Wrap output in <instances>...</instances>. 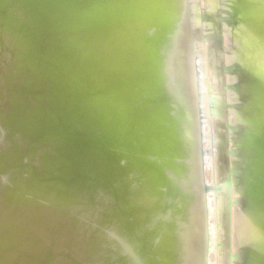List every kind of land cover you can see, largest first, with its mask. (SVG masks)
<instances>
[{
	"label": "bare ground",
	"instance_id": "bare-ground-1",
	"mask_svg": "<svg viewBox=\"0 0 264 264\" xmlns=\"http://www.w3.org/2000/svg\"><path fill=\"white\" fill-rule=\"evenodd\" d=\"M31 1L44 7L46 2L54 10L55 31L42 33L39 37L37 27L30 32L19 30L22 21L19 18L23 17L18 16L10 24L4 22L3 13L0 15V70L3 68L0 83H6L3 85L6 90L0 89V100L5 101V106L0 108V169L7 174L8 180H15L10 184L0 182V188L4 189L0 198L7 204L4 205L5 218L0 217V264H117L116 253L108 247L100 248L97 230L102 232L108 225L121 230V224L140 211L141 205L136 204V198H141V195L144 198L148 194H156L162 199V209L167 210L179 203L185 205L191 198V184L188 182L191 174L188 165L191 162L177 163L173 150L178 149L177 153L181 155L183 141L178 136L169 138L173 126L193 113L189 107L192 98L188 91L191 89L183 83L173 88L163 65L169 53L164 44L173 40L180 31L173 30L171 23L174 19L167 17L169 12H176L174 8L179 0ZM236 1L234 12L240 13L238 1L241 0ZM246 1L259 4L264 11V0ZM9 2L11 4L12 0ZM255 19L258 22L251 38L256 43L251 45L261 47L264 46V18ZM158 41L163 44L162 50L157 47ZM34 48L45 53L42 59L34 57ZM65 51L84 56L79 60V64L86 68L82 80L91 81L98 75H108L102 86L106 94L88 97L90 99L79 98L75 94L78 86L68 89L55 82L56 77L51 73H39L49 67L53 52L63 54L64 59ZM156 59H160L162 64H159L162 83L155 78L157 65L146 64ZM100 60L105 63L114 61L113 75L105 67L96 71L90 66L99 64ZM256 64L250 61L246 65L240 64L238 69H252ZM62 66L60 76L67 75V67L64 69ZM252 76L250 72L248 79L241 76L236 80L239 93L243 91L242 80L244 84L256 81ZM188 86L191 88V83ZM227 88L231 87L227 85ZM236 97L237 102L230 100L228 103L236 104L238 108L209 109V114L215 112V117L221 120L219 140L225 147L229 144L228 151L236 154H227V159L230 161L233 157L240 161L244 170L242 177L246 180L245 189L251 192L259 189L252 192L255 198L247 199L245 216L246 228L255 221L257 229L262 222L260 216L264 203V178L256 180L264 177V125L262 116H256L255 108L260 111L263 108L254 105L252 110L250 100L241 94ZM101 99L112 103L111 114L106 113L100 103L96 104ZM134 108H141L142 114L136 116L135 113L134 118L128 119L122 113L124 109L130 111ZM52 116L58 118L59 124L54 123ZM158 123L162 124L161 132L159 128L157 130ZM61 128L64 133L58 135ZM234 134L237 138L234 141L239 140L237 145L231 142ZM158 137H162V148L159 146L160 149L156 150ZM174 140L178 141L173 143ZM93 142L97 144L93 145ZM19 154L21 158L13 160V156ZM9 160H13L12 163L4 167ZM226 186L229 187L228 184ZM89 196L92 200L87 199ZM74 203L76 206L72 207ZM70 208L76 209L77 213H88L87 218L92 220V224L87 225L90 226L88 235L85 232L86 237L76 241L73 240L78 233L73 236L72 225L75 226L82 215L67 214ZM14 210L31 214L25 217L31 223L20 224L18 218L10 217ZM90 211L96 217H89ZM254 212L260 215L258 222L259 217L256 218ZM58 215L64 217L65 224L70 221L72 227L64 229L62 222L54 219ZM34 220L39 221L52 238L59 235L66 249L79 248L81 256L66 250L53 252L51 244L50 248L37 249L41 240L36 238V233L29 245L32 251H27L24 243L28 244L31 227L39 224ZM67 231H72L70 237L64 234ZM255 231L244 237L250 235V238H258L263 243L264 230L262 233ZM116 233L124 238L120 231ZM255 244L251 245L253 249L250 248L253 251L249 250L254 254L249 264H264V249L258 250L260 246ZM97 248L98 254H95ZM247 252L243 250L238 258H244ZM166 253H162V264L173 261V251L169 255ZM59 254L62 263H52Z\"/></svg>",
	"mask_w": 264,
	"mask_h": 264
},
{
	"label": "rangeland",
	"instance_id": "rangeland-1",
	"mask_svg": "<svg viewBox=\"0 0 264 264\" xmlns=\"http://www.w3.org/2000/svg\"><path fill=\"white\" fill-rule=\"evenodd\" d=\"M236 2V0H179L174 8L176 12L167 14L168 18L174 19L171 23L173 30L180 31L173 40H167V44H164L167 45L169 53L163 65L173 83V88L183 83L191 89L188 91L192 98L189 107L193 113H189L182 122L178 121L171 129L169 137L175 139L178 136L183 141V145L180 146L183 152L181 155L177 153L178 149L173 150L178 159L177 163L188 160L191 162L188 165L189 171L191 170L188 181L191 184V188L189 187L191 198L185 205L179 203L167 210L162 209V199L156 194H148L144 198L141 195L139 196L141 198H136V204L141 205L140 211L134 217H128L123 225L121 224V230H114L110 225L102 232L94 230L98 234L97 242L102 245L100 248L108 247V250L116 253L117 264H162V253L167 252L166 255H169L172 251L173 261L169 264H249L254 257L251 253L253 250L250 249L252 244L257 243L255 246H260L258 250L264 249V240L260 243L258 238H250V235L244 237L250 231L253 234L256 229L255 221L246 228L245 216H247L248 201L255 198L252 192H257L259 189H252V192L245 189L246 180L242 177L244 170L240 161L233 157H230L229 161L227 159V154L230 152L229 144L225 147L224 142L221 143L219 140L222 135L221 120L215 117V112L209 114L211 109H220L219 107L238 108L236 104L228 101L237 102L236 95L241 94L242 97L250 100V104L253 105L252 110L254 105L263 108L261 111L256 108L255 110L257 117L262 116L264 125V46L251 45L252 42L256 43L251 38V33L255 32L254 28L258 22L255 18H264V11L259 4L241 0L238 1L240 13L234 12L237 8ZM45 5V7L37 5L31 0H12L11 4L9 0H0V15L3 13L4 22L10 24L17 18L23 17L19 18L22 20L19 30L30 32L33 31V27H37L39 37H42V33L49 34L56 28L54 10L48 7L46 2ZM162 45L158 41L157 47L161 50ZM43 54L45 53H40L34 48V57L42 59ZM64 56L63 59V54L53 52L52 61L48 63L49 67L39 73L43 71L51 73L56 77L55 82L62 84V87L78 86L80 90L77 89L76 93H80L76 95L79 98L90 99L88 97L106 92L102 86L104 78L108 75L102 74L101 77L98 75L97 79L92 80V87H84L86 82L82 79L86 68L79 64V60L84 56L69 51H65ZM250 61L257 62L255 68L238 69L240 64L246 65ZM39 64L38 60L37 65ZM61 64L64 69L67 67V75L60 76ZM146 64L157 65L158 72L155 78L162 83L160 59L148 61ZM90 66L96 71L105 67L109 69L110 75H113L114 61L105 63L103 60L99 64L92 63ZM226 67L233 69L228 71L229 68ZM250 72L256 81L251 84H244L243 80L242 83L238 81L241 87L243 86V91L239 93L236 80L241 76L247 78ZM188 83H191V88ZM227 85L231 88H227ZM147 99V103L150 104L151 101L148 97ZM220 100L221 102L218 103ZM222 102L223 106H220ZM147 103L142 102V104ZM124 110L122 113L128 119H132L135 113L136 116L142 114L141 108ZM158 124L155 125L161 132L162 124ZM161 139L162 137H158L156 150L160 149L159 146L162 148ZM232 139L231 142L237 145L239 140L234 141L237 139L235 134ZM177 141L174 140L173 143ZM227 143L230 141L228 140ZM232 169L237 170V173H233ZM260 178L264 177L260 176L256 180ZM227 184L229 187L226 186ZM262 206L261 216L257 212L253 214L256 218L260 216L262 219L256 233H262L264 230V203ZM260 217L257 222L261 220ZM116 231H120L124 238L119 237ZM243 250L248 252L244 258L239 259ZM96 251L98 254V248ZM99 253H101L100 249Z\"/></svg>",
	"mask_w": 264,
	"mask_h": 264
},
{
	"label": "water",
	"instance_id": "water-1",
	"mask_svg": "<svg viewBox=\"0 0 264 264\" xmlns=\"http://www.w3.org/2000/svg\"><path fill=\"white\" fill-rule=\"evenodd\" d=\"M3 67V66H2ZM2 70H3V68H2ZM2 70H0V73H1V71ZM90 78H93V77H90ZM86 83H85V85H84V87H92L91 86V83L93 82L92 80L91 81H85ZM3 85H6V83L5 82H3ZM3 85H2V83H0V89L3 87ZM6 87V86H5ZM5 87H3L4 89L3 90H6V88ZM71 88H73V87H70V88H68V89H71ZM78 90H80V88L78 89ZM162 91V90H161ZM80 93V92H79ZM79 93H75V94H79ZM104 94H106V93H104ZM103 94V95H104ZM102 94H99V95H94V97H96V96H100V97H102L101 96ZM110 95V94H109ZM101 101V102H100ZM98 100V102H96V104H98V103H100L101 104V106H103V108H104V111L106 112V113H108V114H111V110L113 109V105H112V103H108V102H106L105 100H103V99H101V100ZM5 106V101L3 100H0V108H2V107H4ZM101 111V110H100ZM101 112H103V111H101ZM99 113L100 112H98V115H99ZM52 118H53V120H54V123H57V124H59L58 123V118L56 119L55 117H53L52 116ZM227 128H230L228 125H227ZM1 133H3V132H1ZM62 133H64V130L61 128V129H59L58 130V135H62ZM75 137H78V136H76V135H74ZM75 139H77L78 140V138H74V140ZM1 143H2V141L0 140V145H1ZM95 144H97V142H93V145H95ZM68 152H70V150H68ZM67 152V153H68ZM229 154L230 155H234L235 153L234 152H229ZM21 157H20V154L18 155V156H13V160H15V161H17L18 159H20ZM25 159V158H24ZM13 160H9V161H7L6 162V164H4V167H7L8 165H10L11 163H12V161ZM51 160V159H50ZM24 169H26V168H24ZM23 170V169H22ZM21 170V171H22ZM61 171V170H60ZM62 174V173H61ZM12 181H15V180H8V178H7V174L6 173H4V171L2 172V169H0V182H1V184H2V182L3 183H11ZM34 184V183H33ZM191 188V187H190ZM3 191H4V189H2V188H0V195L3 193ZM91 195V194H90ZM86 199V198H85ZM88 200L89 199H91L92 200V197L91 196H89L88 198H87ZM4 202H5V200H2L1 198H0V209H1V212H0V217H2V218H5V215L7 214V212H6V209H5V207H4V205H7V204H4ZM76 203H74V206H72V207H75L76 205H75ZM14 215L13 214H11L10 215V217H13V218H18V220H20L19 221V223L20 224H24V225H29L31 222L30 221H28L27 219H25V217L26 216H31V214H29V213H23L21 210H14ZM69 213H74V215H75V213H76V216L77 215H82V217H80L81 219H80V221H78V222H75V226L74 225H72V223L70 222V221H68L67 219V222L68 223H66L65 224V222L66 221H64V217H61V216H59L58 215V217H56V218H54L55 220H59L60 222H62L61 224H63V227H64V229H70L69 227H74L73 229H74V233H72L73 234V236H74V234L75 233H78V236H76V239L75 240H73V241H76V240H80L82 237H86V234H85V232H87V235H88V233L90 232L89 230H90V226H88L87 227V225H89V224H92V220H90V219H88L87 218V216H88V213L87 214H85L84 212H80V213H77V211H76V209H75V211H74V209L73 208H70L68 211H67V214H69ZM83 213V214H82ZM80 215V216H81ZM90 216H94V217H96L95 215H94V213H93V211H90L89 212V217ZM66 218V217H65ZM54 219H50L51 220V222H54L55 220ZM33 222H39V221H36V220H34ZM45 223V222H44ZM40 222H39V224H36L35 226H32L31 228H32V231L29 233V235H30V237H29V239H27L28 240V244L27 243H24V245H27V251H32L31 249H30V247H29V245H30V243L33 241V240H31V238L35 235V233L38 235L36 238H39V240H41V244H40V246H39V248H37V249H40V248H42V247H49L50 248V244L52 245L51 246V250L53 251V252H56L57 251V253H60V251H62V250H66L67 252H69V253H71L72 255H78V256H81V251L79 250V248L77 249V248H71L70 250L69 249H66L65 248V245H62V240L60 239V237H59V235L58 236H55V238H52L51 236H49L48 235V233H46L45 232V230L40 226ZM74 224V223H73ZM72 225V226H71ZM85 227V229H83ZM70 232H72V231H67V232H64V234L65 235H68V237H70ZM94 232V231H93ZM64 236V235H63ZM31 248L33 249V246H31ZM44 250H45V248H44ZM96 251V250H95ZM97 252V251H96ZM95 252V253H96ZM62 263V256L59 254L55 259H54V262H52V263Z\"/></svg>",
	"mask_w": 264,
	"mask_h": 264
}]
</instances>
